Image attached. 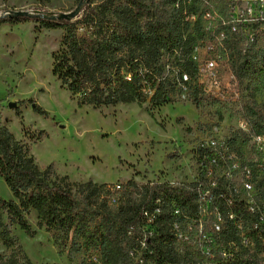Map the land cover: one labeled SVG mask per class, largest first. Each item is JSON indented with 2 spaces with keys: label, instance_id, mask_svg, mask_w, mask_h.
I'll return each mask as SVG.
<instances>
[{
  "label": "trees",
  "instance_id": "obj_1",
  "mask_svg": "<svg viewBox=\"0 0 264 264\" xmlns=\"http://www.w3.org/2000/svg\"><path fill=\"white\" fill-rule=\"evenodd\" d=\"M27 21L40 28L63 30L59 49L53 54L52 74L78 106L93 109L149 103L152 112L170 104L176 82L165 75V57L178 67L180 82L187 85L200 74L194 60L197 47L208 49L216 59L219 42L237 48L247 36L233 11L202 9L199 0H89L75 20H5L12 24ZM254 46L253 41L249 50ZM247 58L237 74L253 78L263 70L264 58ZM194 95L199 107L205 96L202 86L195 88ZM29 102L47 116L34 100ZM45 135L36 131L32 138L37 142ZM0 177L14 198H0V244L16 249L10 256L0 253V264H31L11 234L16 225L31 238L36 235L27 219L31 211L36 212L40 229L71 238L77 250H97L102 264H130L131 251H141L144 241L145 264H263L257 219L242 203L231 206L218 193L209 192L211 217L209 222L204 219V225L200 222L199 194L210 190L208 184L148 183L137 201L130 182L117 190L116 185L73 182L58 174L53 165L41 169L28 145L2 126ZM115 205L116 211L112 209ZM214 206L221 213L220 222ZM145 212L149 221L142 218ZM239 221L250 227L246 242L239 236ZM217 223L220 231H215ZM177 227L187 239L179 237ZM201 230L196 249L191 243ZM80 242L83 246H77ZM254 242L256 252L251 249Z\"/></svg>",
  "mask_w": 264,
  "mask_h": 264
},
{
  "label": "rangeland",
  "instance_id": "obj_2",
  "mask_svg": "<svg viewBox=\"0 0 264 264\" xmlns=\"http://www.w3.org/2000/svg\"><path fill=\"white\" fill-rule=\"evenodd\" d=\"M199 2L202 9L219 8L227 14L233 11L246 39L237 48L219 42L216 59L208 49L196 48L197 67L211 60L216 63L217 83L206 82L208 91L212 86L210 93L201 84L200 76L182 84L178 67L165 57V75L176 82L173 102L152 112L149 103L100 109L78 106L52 74L53 54L59 49L63 30L40 28L29 21L12 24L5 22L8 18L1 20L0 126L28 145L41 169L53 165L58 174L79 183L122 186L130 182L137 201L142 186L148 183L208 184L206 175L213 168L208 160L202 165L206 138L226 139L240 162L250 163L253 156L248 141L256 134H264V68L253 78L239 77L237 73L248 55H255L258 61L264 58V0ZM78 4V0H0V15L10 11L59 15L73 11ZM253 41L255 46L250 51ZM200 86L205 96L197 107L194 91ZM29 100H34L47 116L35 111ZM36 131L46 133L37 142L32 138ZM213 171L218 185L231 183L224 178L226 171ZM234 184L240 189V177ZM0 198L14 199L1 177ZM117 207L112 209L116 211ZM27 219L36 232L33 238L16 225L11 227V234L31 264H102L97 250H77L71 238L40 229L35 211ZM249 229L242 224L241 237ZM198 236L194 234L191 243L196 249L200 245L195 240ZM129 239L132 243L133 239ZM256 245L252 243L254 252ZM0 253L10 256L16 249L0 244Z\"/></svg>",
  "mask_w": 264,
  "mask_h": 264
},
{
  "label": "built area",
  "instance_id": "obj_3",
  "mask_svg": "<svg viewBox=\"0 0 264 264\" xmlns=\"http://www.w3.org/2000/svg\"><path fill=\"white\" fill-rule=\"evenodd\" d=\"M199 73V76L202 79L201 84L204 85L207 91L208 88L206 82L217 83L216 63L214 61L206 62L205 65L200 67ZM203 79L205 80L203 81ZM185 80H187L186 76ZM211 89L212 86H210L209 91H211ZM226 142V139L218 136L204 139L205 152L203 154L204 161L202 165L208 160L213 169L219 168L226 171L224 178H226L227 181H231V183L218 185L217 180L214 177L215 172L213 169L208 170L206 179L208 180L210 190L200 192L199 194V203L202 210V220H200V222L204 225V219H207L209 222V218L211 217V213H209L210 199L208 198V193H218V197L227 199L231 206L236 202L242 203L247 213L257 219L258 229H256L264 247V134H256L249 139L248 146L253 159L248 164H242L236 151L230 148ZM237 177H240V189L234 184ZM200 183L201 186L205 185L203 182ZM120 188V185H116L117 190ZM214 208L216 209V218L220 222L222 220L221 213L217 206H214ZM142 218L149 221L148 212L143 213ZM234 218L235 215L231 214L230 219L233 220ZM242 224L245 225L242 221H239V230ZM214 228L215 231H220V225L218 223L214 225ZM176 231H178V227L176 228ZM202 232L203 230L199 231L197 234L201 235ZM130 233L131 232H129V235H131ZM249 233L241 237L240 231L239 236L244 242H246L250 237ZM183 236H185L186 239L188 238L185 233H179V237ZM146 244L147 241L142 242L141 251H131L132 261L130 264H145L142 249H144ZM261 257L264 264V251Z\"/></svg>",
  "mask_w": 264,
  "mask_h": 264
},
{
  "label": "water",
  "instance_id": "obj_4",
  "mask_svg": "<svg viewBox=\"0 0 264 264\" xmlns=\"http://www.w3.org/2000/svg\"><path fill=\"white\" fill-rule=\"evenodd\" d=\"M89 0H81L77 7L69 12L62 13L59 15H44L40 13H33L29 11H10L0 15V21L6 18H15V17H29V18H50V19H58V20H75L81 16L83 13L84 7L87 5Z\"/></svg>",
  "mask_w": 264,
  "mask_h": 264
}]
</instances>
